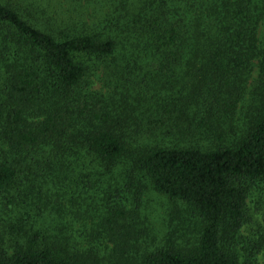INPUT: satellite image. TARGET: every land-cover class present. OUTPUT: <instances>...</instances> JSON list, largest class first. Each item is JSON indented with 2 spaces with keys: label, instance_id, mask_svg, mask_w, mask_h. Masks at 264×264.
<instances>
[{
  "label": "trees",
  "instance_id": "trees-1",
  "mask_svg": "<svg viewBox=\"0 0 264 264\" xmlns=\"http://www.w3.org/2000/svg\"><path fill=\"white\" fill-rule=\"evenodd\" d=\"M9 1L0 264H264L248 207L264 195V0ZM145 183L193 214L194 242L136 259ZM99 190L133 200L92 226L107 259L74 241Z\"/></svg>",
  "mask_w": 264,
  "mask_h": 264
},
{
  "label": "rangeland",
  "instance_id": "rangeland-1",
  "mask_svg": "<svg viewBox=\"0 0 264 264\" xmlns=\"http://www.w3.org/2000/svg\"><path fill=\"white\" fill-rule=\"evenodd\" d=\"M0 1L6 3L9 0ZM54 1H56L54 2V6L61 13H65V11L70 7L69 1ZM260 38L264 39V29L260 30ZM99 75L101 74L99 73ZM253 77H256V72L254 73ZM95 82H97L96 79L94 80V83ZM97 88L99 89L100 87H96L95 89ZM145 184L146 191L140 198L139 212L136 217L132 218L131 221L129 220L134 231H136L135 234L139 236V240L135 243V245H138L139 247V250H137L134 254L136 259L139 256H144L145 252H149L157 248H164L171 238L175 240L177 246L181 247L186 245V240L180 239L184 236H190V239L188 240L194 242L193 234L195 231L192 227L194 219L193 214H191L190 211H187V208L182 203L173 202L164 196L156 194L147 183ZM89 196L92 199L88 202H84V204L86 206L90 205L96 212L92 219L89 218L84 222V224L87 226L86 229L81 227V224L80 227L76 226L77 228L75 231L78 234L74 235V241L82 244H77L75 246L78 248L80 246L84 252L92 251L100 259H107L111 255L113 257L115 255V244L109 241L110 237L108 236L110 233H107L104 236L101 232L92 230V226L95 224L94 227L96 229V224L99 222L102 223L101 219L104 217L107 208H114L117 206L118 208L130 212L133 200L131 196L124 193L109 196L107 193L104 194V190H99L97 194L93 193ZM258 202L259 197L258 192H256V194L251 199H249L248 207L250 216L252 217L249 227L252 229L251 234L255 235L257 240H259L261 236L264 235V195L263 199L260 200V203ZM81 204L73 207V214H82L79 212V206ZM82 219L84 221V217H82ZM69 221L70 218L66 217L65 223L67 224ZM81 232H83V234L86 236L83 234L81 235ZM81 236L84 238V240L81 238ZM135 245L134 251L136 250ZM260 257L263 258V254H261ZM140 259L141 257L139 260Z\"/></svg>",
  "mask_w": 264,
  "mask_h": 264
}]
</instances>
